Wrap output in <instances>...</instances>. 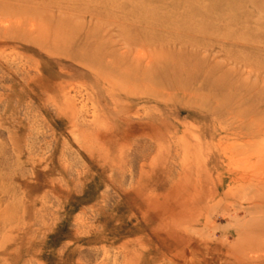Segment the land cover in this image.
Wrapping results in <instances>:
<instances>
[{"label": "rangeland", "instance_id": "1", "mask_svg": "<svg viewBox=\"0 0 264 264\" xmlns=\"http://www.w3.org/2000/svg\"><path fill=\"white\" fill-rule=\"evenodd\" d=\"M0 264H264V0H0Z\"/></svg>", "mask_w": 264, "mask_h": 264}]
</instances>
